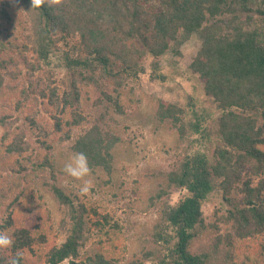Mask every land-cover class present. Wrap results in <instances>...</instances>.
<instances>
[{
    "label": "trees",
    "instance_id": "1",
    "mask_svg": "<svg viewBox=\"0 0 264 264\" xmlns=\"http://www.w3.org/2000/svg\"><path fill=\"white\" fill-rule=\"evenodd\" d=\"M193 36L202 42L190 67L214 108L187 118L188 110L158 98L153 121L174 131L180 152L170 168L146 174L154 182L149 206L159 214L141 251L82 252L93 224L122 226L109 213L91 219L97 206L59 183L64 164L82 152L91 171L117 185L122 116L141 106L143 75L165 78L164 57L175 62ZM27 108L46 111L44 122L30 113L18 122ZM38 125L35 145L28 129L35 134ZM1 169L10 173L0 172V231L13 246L0 249V264L39 257L40 264H264V0H43L40 7L0 0ZM28 186L64 211L54 235L65 239L57 244L56 235L46 251L39 244L48 234L35 232L43 214L25 225L14 212ZM214 191L225 207L207 221L202 205Z\"/></svg>",
    "mask_w": 264,
    "mask_h": 264
},
{
    "label": "rangeland",
    "instance_id": "2",
    "mask_svg": "<svg viewBox=\"0 0 264 264\" xmlns=\"http://www.w3.org/2000/svg\"><path fill=\"white\" fill-rule=\"evenodd\" d=\"M201 42L198 36H193L184 44L182 55L176 57L175 62L169 63L170 55L164 57L161 72L165 74V78L151 79L149 73L143 75L141 106L137 111H131L126 116H122L119 126L120 134L125 141L120 145L117 185L106 184L99 178L103 175L102 173L99 174L91 170L88 176L81 179L73 178L66 173L60 175L59 183L72 194L76 201H86L89 206L93 204L97 206L98 213L90 215L92 220H101L102 215L109 213L113 217L111 222L119 221L122 226L121 229H118L91 224L92 230L82 252L92 254L102 250L108 256L129 258L135 252L141 251L142 238L147 234L146 232L151 230L159 214L157 208L149 206L148 197L154 191V182L146 174L157 168H170L172 159L180 152L174 131L165 125H156L153 121L158 98L177 103L188 110L187 118L193 117L192 111L201 110L204 105L214 108L213 98L204 92L203 80L190 67L194 56L201 47ZM62 76L63 70L57 69L56 79L59 82ZM9 103L13 105L14 101L10 100ZM34 109L27 108L22 111L18 122H23L25 120L23 116L28 113L35 114L44 122L47 112L42 111L39 116ZM217 113L218 111H216ZM38 127L39 129L35 130V134L32 129H28V136L32 137L35 145L38 143L36 136L42 130L41 125ZM79 130L78 128L77 131ZM71 143L72 140H69L64 145L69 146ZM206 145V143L193 145L191 151L202 147L204 150ZM0 172L10 173V171L2 169ZM85 181L89 182V190L82 193L81 188ZM2 184L0 182V187ZM24 185L25 183L21 186ZM20 189L15 188L12 196L16 192L20 193ZM180 196V192L174 193L171 201H177ZM9 200L10 198L5 201L8 202ZM202 207L207 221H213L215 219L214 212L225 207L222 193L219 191L212 192ZM14 212L20 219L18 223L25 225L32 222L36 214H40V212L43 214V219L39 220L42 228L35 230L36 234L40 232L48 234V244H39L43 251H46L53 244L56 235H59L56 236L55 240L57 244L65 239L63 232L54 235L57 232L58 221L64 216V211L47 191H40L36 188L31 190L28 186L14 204ZM2 214L3 212H0V216ZM49 224L53 225V231L50 233H48ZM204 235H214V232L208 230ZM203 237L202 240H207L205 236ZM246 253L247 251L244 252V254ZM239 260L240 258L237 257V261ZM41 261L42 258L39 257L38 263L40 264ZM144 264L155 263L146 260Z\"/></svg>",
    "mask_w": 264,
    "mask_h": 264
},
{
    "label": "clouds",
    "instance_id": "3",
    "mask_svg": "<svg viewBox=\"0 0 264 264\" xmlns=\"http://www.w3.org/2000/svg\"><path fill=\"white\" fill-rule=\"evenodd\" d=\"M43 0H32V7H40ZM63 171L76 179H81L89 175L90 166L87 156L82 152L74 153L69 160L64 164ZM88 181H85L84 186L81 188L82 193H86L88 188ZM13 246L12 236L7 231H0V249L10 248ZM12 264H16L13 260Z\"/></svg>",
    "mask_w": 264,
    "mask_h": 264
}]
</instances>
